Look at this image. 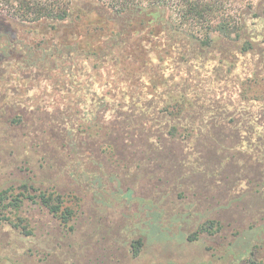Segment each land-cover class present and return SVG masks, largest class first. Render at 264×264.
Returning <instances> with one entry per match:
<instances>
[{"label":"trees","instance_id":"1","mask_svg":"<svg viewBox=\"0 0 264 264\" xmlns=\"http://www.w3.org/2000/svg\"><path fill=\"white\" fill-rule=\"evenodd\" d=\"M228 3L0 0V112L79 183H101L109 166L167 159L216 179L235 150L263 183L264 44ZM66 197L79 203L29 182L0 189V222L25 228L17 213L30 202L68 225ZM219 227L207 219L190 238Z\"/></svg>","mask_w":264,"mask_h":264},{"label":"rangeland","instance_id":"2","mask_svg":"<svg viewBox=\"0 0 264 264\" xmlns=\"http://www.w3.org/2000/svg\"><path fill=\"white\" fill-rule=\"evenodd\" d=\"M228 8L247 35L264 44V0H229ZM206 66L215 75L222 71L212 60ZM236 72L244 75L241 64ZM24 135V126L0 112V189L29 182L73 192L79 203L66 197L75 212L64 226L30 202L17 213L25 228L0 222V264H264V181L246 151L235 150L231 164L211 180L167 159L109 166L101 183H79L59 157ZM98 158L106 168L103 155ZM207 219L217 220L219 229L190 238Z\"/></svg>","mask_w":264,"mask_h":264}]
</instances>
